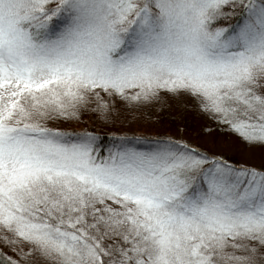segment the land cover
Segmentation results:
<instances>
[{"label":"snow or ice","instance_id":"6c2138e0","mask_svg":"<svg viewBox=\"0 0 264 264\" xmlns=\"http://www.w3.org/2000/svg\"><path fill=\"white\" fill-rule=\"evenodd\" d=\"M162 92L264 145V0H0V264H264V166L51 126Z\"/></svg>","mask_w":264,"mask_h":264},{"label":"rangeland","instance_id":"374dc122","mask_svg":"<svg viewBox=\"0 0 264 264\" xmlns=\"http://www.w3.org/2000/svg\"><path fill=\"white\" fill-rule=\"evenodd\" d=\"M101 95L108 100L109 114L104 116L105 111L96 110L95 100L89 103L88 106L96 111L97 118L92 124L95 129L101 128L108 133L170 135L193 142L214 155L234 156L245 165H264V148L259 149L256 144L246 143L227 125L218 122L212 114L201 111L188 95L181 94L176 97L162 92L160 97L149 102L148 106L142 103L129 105L117 97H107L104 93ZM161 99L169 103L171 119L159 117L158 110L160 106L163 107ZM88 117L85 114V117L76 122L51 126L63 130H83L87 127ZM179 117L182 118L178 119Z\"/></svg>","mask_w":264,"mask_h":264},{"label":"trees","instance_id":"16d2710c","mask_svg":"<svg viewBox=\"0 0 264 264\" xmlns=\"http://www.w3.org/2000/svg\"><path fill=\"white\" fill-rule=\"evenodd\" d=\"M219 23L221 24H224V23H228L229 21L228 20H224V19H221L220 21H218ZM161 102L163 104V107L160 106L159 110H158V113H159V117H161L162 119H166V118H169L171 119V113H170V105L169 103H165L162 101L161 99ZM143 105H147L149 104L148 103H142ZM151 104V103H150ZM141 105V104H140ZM153 106L152 108H155L154 105H151ZM85 107V108H82L79 112V115L76 116V117H73V118H70V119H60L58 121H52L51 122V125H61V126H64L68 123H72V122H76L78 121L80 118H82L83 116L85 117V114L88 115V121H86V125L87 127H85V129L83 130H65V131H70V132H84V131H87V132H90L92 133L93 135H95L97 137V146L101 148V151L103 152V149L108 147L109 145H111L113 143L114 140L120 138V137H125V138H128L129 140L135 142L136 141V138L139 137L141 138L140 139V142L139 143H136V146L137 147H145L147 146V142L152 140V139H155L157 137H170V138H173V139H177V140H184L182 138H174L170 135H162V134H122V133H108V132H105V130L99 128V129H95V127L92 125L94 124L95 120H96V111L95 110H92L93 107ZM90 109V110H89ZM104 116L108 115L109 114V110L103 112ZM170 116V117H169ZM182 117H179L178 119H181ZM90 119V120H89ZM91 124H88L90 123ZM63 130V129H62ZM184 141H187L189 144L199 148L200 150L204 151V152H207L208 154L210 155H214L212 154L208 149H203L201 147H199L197 144L193 143V142H190L188 140H184ZM256 146L259 148V149H263L264 148V145H260V144H256ZM215 156H219V157H223L225 160H228L229 162L233 163V164H236V165H240V166H254V167H262L264 165H245V164H242L239 162L238 159H236L234 156H231V157H228L224 154H219V155H215ZM0 249H3V251H5L7 253V255L9 256H12L13 258H16V254L11 251L10 249H7V248H4V246L2 244H0Z\"/></svg>","mask_w":264,"mask_h":264}]
</instances>
